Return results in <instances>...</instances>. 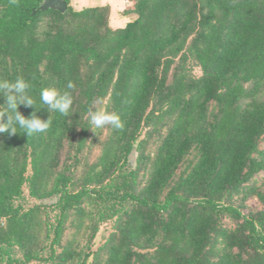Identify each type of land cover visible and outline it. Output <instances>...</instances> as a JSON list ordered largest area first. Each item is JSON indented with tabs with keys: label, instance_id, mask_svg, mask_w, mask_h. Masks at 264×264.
Returning a JSON list of instances; mask_svg holds the SVG:
<instances>
[{
	"label": "trees",
	"instance_id": "1",
	"mask_svg": "<svg viewBox=\"0 0 264 264\" xmlns=\"http://www.w3.org/2000/svg\"><path fill=\"white\" fill-rule=\"evenodd\" d=\"M62 1L0 0V80L52 121L0 134V264H264V0Z\"/></svg>",
	"mask_w": 264,
	"mask_h": 264
},
{
	"label": "clouds",
	"instance_id": "2",
	"mask_svg": "<svg viewBox=\"0 0 264 264\" xmlns=\"http://www.w3.org/2000/svg\"><path fill=\"white\" fill-rule=\"evenodd\" d=\"M66 87L74 89L75 85L69 82ZM29 88V82L22 76H17L13 81L0 80V97L5 100V104L0 106V134H16L19 128L23 134L33 136L45 133L51 127L50 117L47 120H42L37 115L40 110L34 107L36 101L28 94ZM39 98L49 113L58 112L63 116L69 115L74 102L70 91L61 92L54 86L41 88ZM20 105L35 110L25 118L17 111ZM88 115L90 124L97 129L111 127L113 130H123L124 128L120 115L115 111L90 109Z\"/></svg>",
	"mask_w": 264,
	"mask_h": 264
},
{
	"label": "rangeland",
	"instance_id": "3",
	"mask_svg": "<svg viewBox=\"0 0 264 264\" xmlns=\"http://www.w3.org/2000/svg\"><path fill=\"white\" fill-rule=\"evenodd\" d=\"M73 8L75 9H81L83 7H89V6H101L106 4H111L113 7V13L111 16V20L113 25L122 26L123 20L120 19L119 13L124 7L123 3L121 1H111V0H74L72 2ZM251 205H255L254 202L251 203Z\"/></svg>",
	"mask_w": 264,
	"mask_h": 264
},
{
	"label": "water",
	"instance_id": "4",
	"mask_svg": "<svg viewBox=\"0 0 264 264\" xmlns=\"http://www.w3.org/2000/svg\"><path fill=\"white\" fill-rule=\"evenodd\" d=\"M56 10L60 13L66 11V3L62 0H42L37 11Z\"/></svg>",
	"mask_w": 264,
	"mask_h": 264
}]
</instances>
